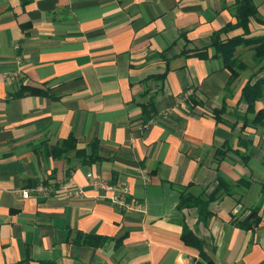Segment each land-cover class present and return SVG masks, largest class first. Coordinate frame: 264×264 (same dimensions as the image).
I'll return each mask as SVG.
<instances>
[{
  "label": "crops",
  "instance_id": "1",
  "mask_svg": "<svg viewBox=\"0 0 264 264\" xmlns=\"http://www.w3.org/2000/svg\"><path fill=\"white\" fill-rule=\"evenodd\" d=\"M253 1L264 18V0ZM236 2L0 0V264H209L183 241L180 219L214 264H264V125L239 133L237 119L246 110L242 89L260 66L255 44L236 49L250 67L232 93L214 47L206 58L182 54L235 22ZM249 27L248 37L264 34L255 19ZM167 67L164 82L148 78ZM23 86L42 93L15 96ZM152 96L146 121L142 104ZM224 104L228 123L213 114ZM239 134L253 141L248 163L234 153ZM72 136L76 148L56 156ZM230 139L219 169L232 194L211 203L205 226L196 209L178 211L179 187L214 190L215 149ZM94 140L100 158L89 162ZM90 172L129 185L138 207L112 203ZM259 203L254 229L233 222ZM84 234L106 239L86 243Z\"/></svg>",
  "mask_w": 264,
  "mask_h": 264
},
{
  "label": "trees",
  "instance_id": "2",
  "mask_svg": "<svg viewBox=\"0 0 264 264\" xmlns=\"http://www.w3.org/2000/svg\"><path fill=\"white\" fill-rule=\"evenodd\" d=\"M235 22L228 23L221 29L215 31L211 36V42L208 46L199 49H184L182 52L185 56H197L200 58L208 57L209 47H214L216 49V57H220L224 63L225 68L231 72L230 80L227 84V91L232 93V86L241 76L242 72L247 70L250 66L247 62L241 60L235 55L236 49L240 45H251L255 44L253 62L256 65H260L257 71H254L246 82L242 89V94L240 97V102L246 104V110L244 113H238V120L242 121V125L239 128V133H243L247 127H252L256 125H264V110H257L256 103L258 100L264 96V75L259 76V72L264 70V34L257 37H248L251 34L249 23L251 19H255L264 24V18L259 16L258 7L253 0H237L234 9ZM243 28L244 33L235 35L232 37H223L226 34L236 28ZM185 44L188 43L187 39H184ZM169 68L167 67L163 73L158 75H152L148 78L165 81ZM147 78V79H148ZM151 91L147 90L146 93ZM27 93L30 94H41L42 91L37 88H32L28 86H23L21 89L15 93V96H24ZM201 104V101L198 102ZM143 112L145 115V120L149 121L155 113V100L152 96L147 103L142 104ZM227 105L224 104L221 109H214L213 114L216 119L227 122L222 114L226 111ZM232 125V124H231ZM232 129L235 130V125H232ZM64 149L56 150V156L65 150L76 148L75 137L68 138L65 142ZM238 146L243 147L245 151H242L238 147L234 150L240 158L248 163L247 149L253 145V141L248 138H244L239 134L238 136ZM93 153L89 157V162L99 159L97 154L98 141L94 140L91 144ZM233 148V140H227L222 145L216 147L215 149V159L218 164V186L209 191L206 186L199 185L194 182H190L188 185H182L179 187V202L177 204V209L179 212H183L184 209L194 208L197 212V218L199 222H202L205 226L209 225L214 213L210 209L212 202L221 199L226 194H232L231 184L227 181L225 176L220 172L219 166L222 161L227 157L229 151ZM79 155H83V152L78 151ZM246 160V161H245ZM261 208V203L255 205L250 214L245 219L234 218L233 222L246 230H252L261 222V216L259 214ZM183 225L182 239L183 241L200 251L202 258L206 259L209 264H214L212 259L208 257L204 250V241L201 237L195 234L186 224L184 219H180ZM83 234V233H80ZM86 243H94L93 239H99V241L106 238L95 235V234H84ZM92 239V240H91Z\"/></svg>",
  "mask_w": 264,
  "mask_h": 264
},
{
  "label": "built area",
  "instance_id": "3",
  "mask_svg": "<svg viewBox=\"0 0 264 264\" xmlns=\"http://www.w3.org/2000/svg\"><path fill=\"white\" fill-rule=\"evenodd\" d=\"M88 177L92 178V184L96 189L103 190L107 194V198L114 204L120 205L125 209L133 210L138 207L137 203L129 200L131 195V189L129 185L125 183H109L106 179L101 177H95L93 173H88ZM75 194L78 196L83 195V190L77 189ZM29 192L26 191L24 196L27 197Z\"/></svg>",
  "mask_w": 264,
  "mask_h": 264
}]
</instances>
